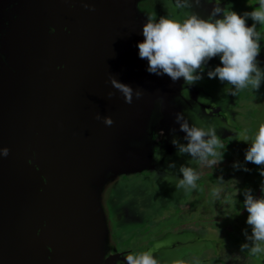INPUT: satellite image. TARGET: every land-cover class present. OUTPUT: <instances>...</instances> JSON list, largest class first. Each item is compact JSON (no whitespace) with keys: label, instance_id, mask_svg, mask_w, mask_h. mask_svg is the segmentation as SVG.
Instances as JSON below:
<instances>
[{"label":"water","instance_id":"obj_1","mask_svg":"<svg viewBox=\"0 0 264 264\" xmlns=\"http://www.w3.org/2000/svg\"><path fill=\"white\" fill-rule=\"evenodd\" d=\"M163 1L18 0L11 42L0 45V149H8L0 157V264H125L119 253L103 257L111 239L89 221V202L98 201L95 188L115 184L119 173L139 168L144 160L147 168H158V178L160 155L179 152L171 141L184 136L180 126L174 127L176 114L202 118L209 126L211 106L222 94L216 87L230 86L207 77L220 63L216 56L203 66L202 79L191 84L146 71L137 43L144 39L148 16L182 19L187 11L207 16L217 3L206 0L201 14L195 0L190 10L177 9L175 0ZM218 2L237 14L259 6L249 0ZM247 22L264 32V25ZM259 43L260 61L264 40ZM112 79L131 87V103ZM201 94L206 104L200 112ZM127 138L134 147L118 156ZM154 152L159 157L153 165ZM99 173L104 175L98 181ZM178 177L168 181V193ZM103 211L111 233L123 214ZM177 234L168 232L165 238ZM178 241L169 245L172 253L180 249ZM153 255L163 263L160 252Z\"/></svg>","mask_w":264,"mask_h":264},{"label":"rangeland","instance_id":"obj_2","mask_svg":"<svg viewBox=\"0 0 264 264\" xmlns=\"http://www.w3.org/2000/svg\"><path fill=\"white\" fill-rule=\"evenodd\" d=\"M161 2L166 1L161 0ZM207 3L208 2L206 0H201L199 2V4L201 5L198 4V8L196 10H199V12L201 13L202 6L206 5ZM170 5L171 4H169V6ZM12 14L14 15L5 19L0 18V45L11 42L12 36L9 37V32H11V30L13 29L11 25L15 24L18 19V16L15 12ZM248 19L250 18H246L245 21L246 26H250L253 24L252 22L248 23ZM15 39H17V37ZM256 59L258 61V66L264 69V58L262 60L260 58V61L259 58ZM249 87L251 92H247V90L245 89V92L240 98L241 105L235 104L237 105V107L233 108L234 110L237 109V111L238 109H240L242 112V114H239V118L242 120V124L240 125L243 126L241 133H243L245 128L246 134L250 135L256 129L259 123L264 122V80L261 81L260 86L257 89H252L250 85ZM230 88H234V86L230 85L226 89L229 90ZM260 92L263 94H261ZM248 96L250 98V103L245 102V100L247 99L246 97ZM199 98L200 100L198 102V107L200 108V110H198V107L197 110L201 112L203 104L206 103L204 102V95H199ZM183 116L184 119L188 121L189 126H192L194 124L196 125V119L200 121L199 125L197 126L205 125V120L202 118L200 119L196 116H194V118H191L187 115ZM229 119V117L224 118V121L228 123L226 126L222 125L223 119H218L216 123L210 126L216 127L217 134L220 136H224L225 134L229 133V131H231L228 130L227 127L237 129L235 121ZM178 123L179 122H177V125H174V127H178ZM129 130H133L132 127H130ZM126 131L128 133L127 129ZM177 131L182 133L184 136H176L175 139L178 142H185L186 144L187 141L184 139L186 134L179 130ZM143 132L149 135L147 131ZM230 136L233 137V135ZM156 138L157 137L153 133L152 140L154 141ZM238 138L239 141H242V135H240ZM236 142L237 141H235L234 143L235 146L231 148V152L227 154V156L220 162L213 166L193 159L188 153L183 154L184 156H190L194 161V164L190 167L199 169V179L196 182L197 187L187 194L177 189L176 185L173 191L168 193L172 188V186L168 185V181L174 179L175 176L177 177L179 175L174 172H178L177 170H173L171 168L173 170L172 171L165 165L169 166L171 156L175 153H179L176 151L171 153V150L169 154H165L163 157H161L160 155V176H158V178L156 179H154V176H157L158 173H156L154 169L158 168H147L150 166V163L146 164L144 159V162L139 164V168L132 166L131 169L129 168V171L119 173L118 182L115 183L117 187H115L113 195L111 196V198H109L110 203L113 204L111 205V209L113 210V208H122L119 211L117 210V214L118 216H120V214L124 215V212L126 210L125 202L130 196H132L134 192V197L129 198L127 201L130 210H132L131 212H133L132 215L135 216L131 215L132 226L127 227L126 224H129V220L126 217L123 216L122 219H116L114 230L111 231V233L108 232V229H106V227L104 226L105 214L103 211V208H105L106 213L110 212L109 210H111L108 207V201L106 203V200L109 197L107 188L109 186L108 184L105 185L104 183H100V187L95 188L97 191H95V194H98V201L94 200L89 202V211L91 213L89 221L98 227L99 230H97L101 233L100 236L110 234L109 239H111V246H109L107 251L106 249H104V256H102L104 258H107L111 255L113 256L114 254H116L117 241H121V239H125V236H127L130 240L129 244H132L136 241L152 239L148 245L150 248L147 247L145 250H148L149 248L153 251V253L156 252L159 254L160 252V259H162L163 257L164 260L163 263H160V261L158 260L159 264H171L172 261H176L172 264H183L188 261H194V263L199 262L200 264H264V254L253 255L249 252L248 249H241V245L246 242L243 231L246 230L249 234L251 233V226L246 224L247 212L243 208L242 202L244 197L242 195V191L244 189L251 188L253 195H261V186L260 188L256 187V182L260 183L261 179L255 174H251L249 169L245 171L242 168H233V162H239L246 168L249 165V162L244 160V151L248 147V143L243 141L237 145ZM119 146L120 150L118 152V156L127 155L128 149H130V147H134L131 141L129 143V138H127V142H123ZM139 146H142V144ZM154 150L156 151L155 146ZM158 157L159 155H157L156 157L155 152L154 154H150V161H154L153 165L158 160ZM145 171H148L149 173H146ZM103 175L104 173H99L97 180L99 181L100 176ZM180 177L182 178V176ZM106 180L108 179L105 177L104 181ZM220 181H222V183ZM214 187L224 188V191L221 192L220 199L215 200L211 196V190ZM101 188L102 190H105L106 188L107 189L103 193V191L101 192ZM136 189L137 191H135ZM235 189H237L236 192ZM140 190L146 192L148 191V193L146 194V196L143 194L139 195ZM197 194L200 195V198ZM102 195H104L105 198L103 202L101 199ZM165 196H177L175 197L176 201L172 203V207L174 208L175 213H178L173 218L174 221H172L175 223L185 221V224L183 226L186 227L182 228V226H180L174 229L175 231H173V233H179L177 234L178 237L174 236V238H171L170 240H167V237L165 238V234L168 232H172V228L165 229V226V231H163L162 227L164 225L162 224H160V230L158 229V225L156 223L149 225L150 217L154 215L157 204H160L162 200H164L163 197ZM170 200L173 201L172 198ZM137 220L138 222H136ZM243 220L245 223L243 222ZM213 227L217 228V230L223 234L220 235L222 236V238H220L222 239L224 245H222L218 249H214V247L218 246L216 238H214V240H208L207 235H202L206 231H209V229L217 232ZM158 231H160L161 234L159 236H157L156 234V232ZM196 233L198 234V236L199 234L201 236L198 237ZM185 236H188V238H184ZM178 239H180L181 242L180 240L178 241ZM177 241L178 244L181 245L180 249L176 253H172V251L168 249L170 247L169 245L174 242L172 248L176 247ZM247 243H249V245L251 246L252 242L247 241ZM112 246H114V248ZM152 247L155 248L152 249ZM139 251H143V249H133L128 253ZM214 251L216 252L214 253ZM186 256L187 259L178 262L180 258H185Z\"/></svg>","mask_w":264,"mask_h":264},{"label":"clouds","instance_id":"obj_3","mask_svg":"<svg viewBox=\"0 0 264 264\" xmlns=\"http://www.w3.org/2000/svg\"><path fill=\"white\" fill-rule=\"evenodd\" d=\"M195 3L198 4L199 0H195ZM258 5L250 12L237 14L230 6L221 8L217 0L207 16L187 11L182 19L167 15L157 20L150 15L142 25L144 39L137 43L138 56L146 59V71L149 73L158 76L167 74L173 81L183 78L186 84L202 79L203 66L216 56L220 63L207 71L209 79L216 78L233 85L234 88L229 89L233 95L249 85L257 89L264 80V69L258 66L256 60L261 48L259 41L264 40V32L257 31L256 23L246 26L245 21L250 17L259 25H264V0H259ZM192 6L193 0H175L177 9L190 10ZM89 10L94 11L91 8ZM111 83L122 93L125 102L131 103V87L115 79ZM176 120L186 134L184 139L187 141L186 144H180L176 139L171 141L178 147L179 153H188L193 159L210 166L222 160L225 144L221 142L223 139L218 136L215 127L189 126L182 113L176 114ZM104 123L111 125V118L104 117ZM241 135V140L248 143L244 160L264 165V122L259 123L250 135ZM7 155L6 147L0 149V157ZM232 166L248 170L239 162H233ZM258 171L264 177V167ZM179 172L182 178L175 181L176 188L185 194L194 190L199 173L188 166L180 167ZM222 191L224 188L214 187L211 196L215 200L220 199ZM242 195L243 208L247 212L246 224L251 226V233L243 231L246 242L241 245V249H248L253 255L264 254V181L261 183V195H253L251 188L244 189ZM247 241L252 242L251 246ZM123 256L125 264H159L151 249Z\"/></svg>","mask_w":264,"mask_h":264},{"label":"flooded vegetation","instance_id":"obj_4","mask_svg":"<svg viewBox=\"0 0 264 264\" xmlns=\"http://www.w3.org/2000/svg\"><path fill=\"white\" fill-rule=\"evenodd\" d=\"M249 2L253 3V5L255 3L258 6L259 0H249ZM17 4H18V0H0V18L1 19H5L7 17L13 16L14 15V14H12V13H14L13 9L17 6ZM199 5H201V4H199ZM252 10H253V8H250L248 10V12H250ZM197 12H199V10H197ZM203 13H205V12H204V9L202 8L201 14H203ZM217 85H222V84H219V82H218ZM216 88H217V91L219 93H222V94L218 96L216 102L213 104V106H211V113H210L211 120L209 121V126L214 124V123H216L218 119L219 120L223 119L222 120V123H223L222 125L226 126L228 123L224 121L225 117H229L230 118L229 120H234L235 124L237 126V129L227 127V129L231 130V131H229V133L225 134L224 136L218 135V136H220L221 139H223L221 142L225 144V149L223 151V156H222V159H223V158H225L227 156V154H229L231 152V148L235 146L234 145L235 141H237L236 142L237 145L240 144L241 142H243V141H239V138H238L241 135V130L243 129V126L240 125V124H242V120L239 118V114H242V112H241L240 109H238V111H237V109L234 110L233 107H237V105H235V104L241 105V103H240L241 99L240 98H241L242 94L245 92V89L247 90V92H251V91H250V87L247 86V87L243 88L244 90L240 89L237 92L236 95H233L232 93H229V90H227L226 87H224V90H223V85L219 86V88L218 87H216ZM261 94H263V93H261ZM246 98L247 99L245 100V102L247 103V102H249L250 98H249V96L246 97ZM201 117H205V116H201ZM221 117H223V118H221ZM207 118H209V117H207ZM216 130H217V128H216ZM243 133H246V129L245 128H244ZM230 135H233V137H231ZM160 144H161V142H160ZM193 162L194 161L192 160V158L190 156H184V155H182L180 153H177V154L175 153V154H173L171 156V159L169 161V166L168 165H165V166L169 167L170 170H172V169L173 170H177L178 172H176V171H174V172L176 174H178L179 177H180V176H182V174L179 172V168L182 167V166L190 167L191 165L194 164ZM170 165H171V167H170ZM195 170L197 172H199L198 168H196ZM145 172L149 173L148 171H145ZM108 186L109 187H107V188H108V196L109 197H108V199L106 201L110 200L109 198H111V196L114 193L115 187H117L115 184H108ZM126 187H128V186H126ZM105 190H103V193H104ZM147 193H148V191L147 192L144 191L142 194L146 196ZM197 195L200 198V195L199 194H197ZM175 197H177V196H174V197L165 196V197H163L164 200H162V202L160 204H157V208L155 210L154 215L150 217L149 225L153 224V223H156L158 225V229L160 230V224H162V225H164L162 227L163 231H165L166 228H172L173 229L172 231H175L174 229H176V228H178L180 226H182V228L184 227L183 225L185 224V221L184 222H180L182 225L180 223L173 222L174 221L173 218L178 213V212L175 213L174 208L172 207V203L174 201H176ZM129 198H131V196ZM171 198L173 199V201L170 200ZM101 199H102V202L105 200L104 195H102ZM127 200L125 202L126 210H125L124 215H123L124 217H126L129 220V224H126V227L127 226H132L131 217L135 216V215H132L133 212H131L132 210H130V207L128 206V201ZM177 201H179V200H177ZM108 203H109L108 207H109V209H111V205H113V204H111L110 201H108ZM104 205H105V203H104ZM121 209L122 208H113V210L112 209L109 210L110 211L109 214L111 212L117 213V210L119 211ZM160 209H162V210H160ZM136 222H138V220ZM164 227H165V229H164ZM184 228H186V227H184ZM213 228H215V227H213ZM215 229H216L217 232H214L212 229H209V231H206L202 235L203 236L207 235V237H208L207 239L208 240H214V238H216V240H217L216 242H217L218 246L214 247V249H218L219 247L224 245L223 241L221 239L222 236H220V235H223V234L221 232H219L217 230V228H215ZM179 230H181V229H179ZM156 234H157V236L161 235L160 231L156 232ZM152 238H153V236H152ZM151 240L152 239H146V240L136 241V242H134L132 244H129L130 240H129V238L127 236H125V239H121V241H117V246H116V250L117 251L116 252L119 253L120 256L122 257L125 253H128L129 251H131L133 249H143V250H145L147 247H149L148 245H149V242H151ZM216 251H218V250H216ZM216 251H214V253ZM185 259H187V256L185 258H180V260H178V262H180L182 260H185ZM206 260H208V259H206ZM183 264H200V263L199 262L194 263V261H188V262L183 263Z\"/></svg>","mask_w":264,"mask_h":264},{"label":"trees","instance_id":"obj_5","mask_svg":"<svg viewBox=\"0 0 264 264\" xmlns=\"http://www.w3.org/2000/svg\"><path fill=\"white\" fill-rule=\"evenodd\" d=\"M261 167H264V165H256V164L251 163V162H249V165L247 167V169H249L251 174L253 173L261 179L260 183L256 182V187H259V188L261 186L262 181H264V177H261L260 172L258 171V169H260ZM243 222H244V220H243Z\"/></svg>","mask_w":264,"mask_h":264}]
</instances>
